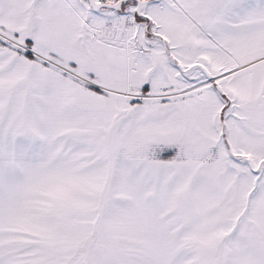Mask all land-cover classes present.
<instances>
[{
    "label": "snow or ice",
    "instance_id": "1",
    "mask_svg": "<svg viewBox=\"0 0 264 264\" xmlns=\"http://www.w3.org/2000/svg\"><path fill=\"white\" fill-rule=\"evenodd\" d=\"M0 264H264V0H0Z\"/></svg>",
    "mask_w": 264,
    "mask_h": 264
}]
</instances>
